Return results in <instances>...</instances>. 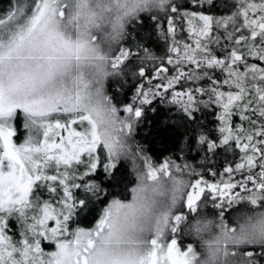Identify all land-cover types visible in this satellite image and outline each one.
Returning a JSON list of instances; mask_svg holds the SVG:
<instances>
[{
  "label": "snow or ice",
  "instance_id": "1",
  "mask_svg": "<svg viewBox=\"0 0 264 264\" xmlns=\"http://www.w3.org/2000/svg\"><path fill=\"white\" fill-rule=\"evenodd\" d=\"M0 264H264V0H6Z\"/></svg>",
  "mask_w": 264,
  "mask_h": 264
},
{
  "label": "trees",
  "instance_id": "2",
  "mask_svg": "<svg viewBox=\"0 0 264 264\" xmlns=\"http://www.w3.org/2000/svg\"><path fill=\"white\" fill-rule=\"evenodd\" d=\"M5 2H6V0H0V7H2ZM158 119H159V117L154 116L152 114H150L147 117L148 122H146V134H145V140L147 142H150V146H151L152 150L156 151L157 153L159 152V145L157 144V136H156L157 129H156L155 125L158 122ZM126 171H127V167L125 165L124 169H123V173L126 174ZM117 187H119L121 192L124 191V188L122 186V182H121V184H118ZM95 213H96V209H95V207H93L90 214L85 215L84 220L86 222H89V223L93 222L95 219Z\"/></svg>",
  "mask_w": 264,
  "mask_h": 264
}]
</instances>
